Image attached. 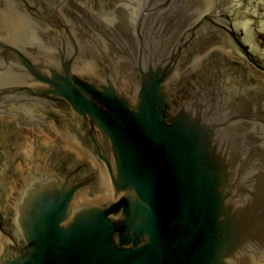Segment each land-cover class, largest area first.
Listing matches in <instances>:
<instances>
[{
    "label": "water",
    "instance_id": "95a60500",
    "mask_svg": "<svg viewBox=\"0 0 264 264\" xmlns=\"http://www.w3.org/2000/svg\"><path fill=\"white\" fill-rule=\"evenodd\" d=\"M260 2L0 0V264H264Z\"/></svg>",
    "mask_w": 264,
    "mask_h": 264
},
{
    "label": "flooded vegetation",
    "instance_id": "af4514ba",
    "mask_svg": "<svg viewBox=\"0 0 264 264\" xmlns=\"http://www.w3.org/2000/svg\"><path fill=\"white\" fill-rule=\"evenodd\" d=\"M262 1L263 2H260V3L256 4L257 9L255 10V12H253V13L256 14V17H258L260 19L264 18V0H262ZM4 124L5 123L0 121V130L9 131V126L4 125ZM0 136H2L7 142H11L14 135L12 133L11 134L8 133V136H6L5 133H1V131H0ZM6 137L8 139H6Z\"/></svg>",
    "mask_w": 264,
    "mask_h": 264
}]
</instances>
